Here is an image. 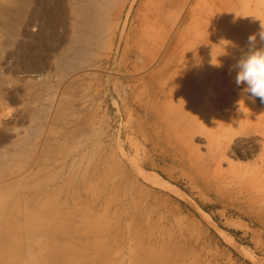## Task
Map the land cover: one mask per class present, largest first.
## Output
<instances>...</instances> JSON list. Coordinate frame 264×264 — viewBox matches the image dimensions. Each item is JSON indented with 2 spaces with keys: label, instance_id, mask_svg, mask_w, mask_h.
Returning a JSON list of instances; mask_svg holds the SVG:
<instances>
[{
  "label": "rangeland",
  "instance_id": "rangeland-1",
  "mask_svg": "<svg viewBox=\"0 0 264 264\" xmlns=\"http://www.w3.org/2000/svg\"><path fill=\"white\" fill-rule=\"evenodd\" d=\"M223 1L0 0V264H264V0Z\"/></svg>",
  "mask_w": 264,
  "mask_h": 264
},
{
  "label": "clouds",
  "instance_id": "clouds-1",
  "mask_svg": "<svg viewBox=\"0 0 264 264\" xmlns=\"http://www.w3.org/2000/svg\"><path fill=\"white\" fill-rule=\"evenodd\" d=\"M257 37L261 43H264L262 24L258 33L251 34L247 38L248 51L237 62L238 72L235 83L238 87L245 85L244 92L252 98H259L261 103H264V47H257ZM228 42L225 49L231 45V42Z\"/></svg>",
  "mask_w": 264,
  "mask_h": 264
},
{
  "label": "bare ground",
  "instance_id": "bare-ground-1",
  "mask_svg": "<svg viewBox=\"0 0 264 264\" xmlns=\"http://www.w3.org/2000/svg\"><path fill=\"white\" fill-rule=\"evenodd\" d=\"M228 7H231L232 8V11H233V14H232V16H233V18H234V21H233V23L237 26H243V24H244V19H242L240 16L238 17V14H237V16L236 15H234V12H240L241 10H243V9H245L246 8V0H224L222 3H221V8L219 9V8H217L216 7V5H214L213 3H210V8L213 10V11H211V14L209 15V16H207V17H205V19H204V24L206 25V26H211V25H213L215 22H216V20H217V16H218V14L221 12V13H223V9L224 8H228ZM220 15H222V14H220ZM229 16V15H228ZM219 35H220V39L222 40V41H224L225 39H227V38H229V37H234L236 34H235V31L234 30H231L230 32H228V31H223L222 33H219ZM233 52V51H232ZM232 54V53H231ZM222 59H228V60H232L233 59V55H230V53L228 54V52L226 53V54H224L223 56H222ZM210 132H212V130L210 131ZM212 134V133H211ZM143 177H144V179H146V180H148V179H150L149 178V176L147 175V174H143ZM12 207L10 208V211L12 212ZM8 215L10 216L11 214H9L8 213ZM6 216V215H5ZM2 219H4V218H2ZM5 220H7V219H5ZM4 230L5 231H7V232H13V228H12V226H9V225H7V226H5V228H4Z\"/></svg>",
  "mask_w": 264,
  "mask_h": 264
}]
</instances>
